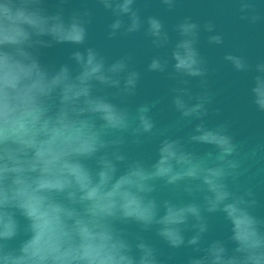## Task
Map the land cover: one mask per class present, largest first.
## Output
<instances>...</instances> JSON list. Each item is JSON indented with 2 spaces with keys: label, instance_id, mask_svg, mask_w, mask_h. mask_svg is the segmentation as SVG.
Returning a JSON list of instances; mask_svg holds the SVG:
<instances>
[{
  "label": "clouds",
  "instance_id": "9594fccd",
  "mask_svg": "<svg viewBox=\"0 0 264 264\" xmlns=\"http://www.w3.org/2000/svg\"><path fill=\"white\" fill-rule=\"evenodd\" d=\"M68 2L49 11L47 0H0V264H175L179 249H190L183 264H264V216L244 180L259 146L245 150L230 121L211 119L221 109L200 45L202 33L224 44L216 23L184 16L169 28L138 0H81L65 15ZM180 2L155 0L164 13ZM231 3L239 21L264 25V0ZM90 5L110 14L107 40L149 41L143 70L133 53L111 58L90 43ZM62 44L68 62H42V49ZM222 59L249 77L250 105L264 114V57ZM145 73L169 82L167 124L154 115L160 98L132 103ZM213 218L225 238L206 239Z\"/></svg>",
  "mask_w": 264,
  "mask_h": 264
},
{
  "label": "water",
  "instance_id": "95a60500",
  "mask_svg": "<svg viewBox=\"0 0 264 264\" xmlns=\"http://www.w3.org/2000/svg\"><path fill=\"white\" fill-rule=\"evenodd\" d=\"M56 4L57 0H47L49 11H55ZM80 5L81 0H69L64 6L65 15L78 9ZM137 6L141 8V14L144 16H161L169 28L184 16H191L198 22L211 19L216 23L217 31L224 35V44L216 47L206 45L203 42L206 34H201L200 50L208 61L207 79L209 90L214 94L213 107L221 109V115L211 119L212 122L216 120L230 121L233 133L238 140L244 142L245 150L259 146L257 157L246 161L249 172L244 180L255 187L256 198L259 202L255 213L264 216V114L258 113L250 105L247 95L249 77L235 73L231 66L222 59L228 53L243 55L252 62L264 57V25L249 26L239 21L231 0H181L174 13H164L155 0L147 8L143 6V0H138ZM90 7L94 10L93 23L89 29L90 43L100 48L111 58L129 52L133 53L136 67L143 70L148 59L155 52L149 41L142 34L107 40L106 26L111 22L110 14L105 13L99 6L90 5ZM172 35L175 37L174 33ZM71 50L72 46L67 44L42 49L41 60L46 64L59 65L68 62L67 58ZM168 83L157 74L145 73L142 76L137 96L132 98L133 104L160 98L161 102L154 110V115L161 124H167L176 118L166 96ZM154 151V143H150L144 148L146 156L154 157ZM212 223L213 230L206 239L225 238L229 234L218 218H213ZM129 230L134 231V226H129ZM147 238L152 240L165 255L171 252L151 234H148ZM189 252L190 249L176 250L174 253L175 264H183Z\"/></svg>",
  "mask_w": 264,
  "mask_h": 264
}]
</instances>
